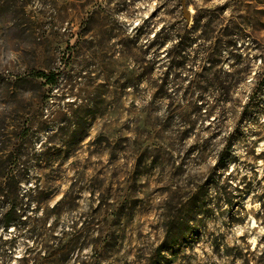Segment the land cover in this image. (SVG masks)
Segmentation results:
<instances>
[{
    "label": "rangeland",
    "instance_id": "374dc122",
    "mask_svg": "<svg viewBox=\"0 0 264 264\" xmlns=\"http://www.w3.org/2000/svg\"><path fill=\"white\" fill-rule=\"evenodd\" d=\"M263 75L264 0H0V264L261 256L264 109L230 150L243 205L208 182Z\"/></svg>",
    "mask_w": 264,
    "mask_h": 264
},
{
    "label": "trees",
    "instance_id": "16d2710c",
    "mask_svg": "<svg viewBox=\"0 0 264 264\" xmlns=\"http://www.w3.org/2000/svg\"><path fill=\"white\" fill-rule=\"evenodd\" d=\"M37 77L41 79H45L47 81V84L52 86V87H57L58 86V79L56 75H47L44 72H39L37 73ZM263 80L262 82H258L257 87L254 89L255 91L253 92L254 94L248 97V103L247 105L243 108V117L238 124V128L234 134L230 137V144L228 147L221 153L218 159V165L216 169L212 172L208 186L210 189L214 192L212 195V204L213 206L216 207L218 211H221V205H225L226 207H229L232 211L237 208V206H242L243 203L245 202L246 198L251 194V189H250V184L247 183V177L240 179L237 176H234L233 173H229L227 175V172H229L231 165L233 164V159L230 154V150L234 146V141L236 137H238V129L241 128L244 130L245 128L243 127V124L245 120L247 119L248 115H251L253 113H257L255 109H264L263 105V100H256L255 96L263 94V90L258 91L257 89L260 88L261 85L264 84V75L262 76ZM264 86V85H263ZM263 106V107H261ZM241 125V126H240ZM221 173V174H219ZM244 184V185H242ZM257 199H261L260 201V206H261V211L256 214V219L261 225L264 226V193L263 195ZM215 200V202H214ZM202 200H196L194 202V206H192L191 212H193L200 204ZM211 211V210H210ZM17 213V207H13L10 209L9 212H7L4 216L6 219V227H9L15 223V218L13 217L14 214ZM186 218V217H185ZM244 220V217H243ZM182 221L180 220L179 223L171 226V228H167V231L169 233V241L170 245L175 246L178 245L180 239H187L189 237L188 230H184L181 227ZM191 223V220H185V225L189 227ZM184 223H182L183 225ZM261 241H264V236L262 237ZM260 241V243H261ZM259 243V245H260ZM260 247H258L259 249ZM229 254V252H228ZM242 259V264H264V252L262 253L261 256H241Z\"/></svg>",
    "mask_w": 264,
    "mask_h": 264
}]
</instances>
